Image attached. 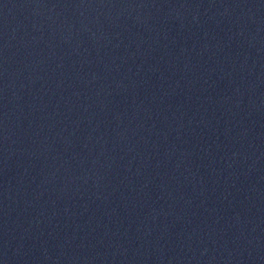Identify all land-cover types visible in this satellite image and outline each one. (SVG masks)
Returning <instances> with one entry per match:
<instances>
[{
	"label": "water",
	"instance_id": "obj_1",
	"mask_svg": "<svg viewBox=\"0 0 264 264\" xmlns=\"http://www.w3.org/2000/svg\"><path fill=\"white\" fill-rule=\"evenodd\" d=\"M0 264H264V0H0Z\"/></svg>",
	"mask_w": 264,
	"mask_h": 264
}]
</instances>
